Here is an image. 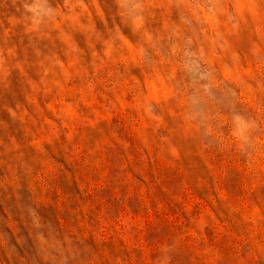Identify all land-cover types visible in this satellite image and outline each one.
Segmentation results:
<instances>
[{"label": "rangeland", "instance_id": "1", "mask_svg": "<svg viewBox=\"0 0 264 264\" xmlns=\"http://www.w3.org/2000/svg\"><path fill=\"white\" fill-rule=\"evenodd\" d=\"M0 264H264V0H0Z\"/></svg>", "mask_w": 264, "mask_h": 264}, {"label": "clouds", "instance_id": "2", "mask_svg": "<svg viewBox=\"0 0 264 264\" xmlns=\"http://www.w3.org/2000/svg\"><path fill=\"white\" fill-rule=\"evenodd\" d=\"M26 7H27V5H26Z\"/></svg>", "mask_w": 264, "mask_h": 264}]
</instances>
